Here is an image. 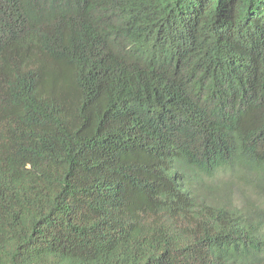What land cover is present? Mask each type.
<instances>
[{
    "label": "trees",
    "instance_id": "1",
    "mask_svg": "<svg viewBox=\"0 0 264 264\" xmlns=\"http://www.w3.org/2000/svg\"><path fill=\"white\" fill-rule=\"evenodd\" d=\"M0 264H264V0H0Z\"/></svg>",
    "mask_w": 264,
    "mask_h": 264
},
{
    "label": "rangeland",
    "instance_id": "2",
    "mask_svg": "<svg viewBox=\"0 0 264 264\" xmlns=\"http://www.w3.org/2000/svg\"><path fill=\"white\" fill-rule=\"evenodd\" d=\"M230 179L232 180V187L235 194L244 195L246 193L254 198L258 197L256 192L251 188L248 175L242 171L232 173Z\"/></svg>",
    "mask_w": 264,
    "mask_h": 264
}]
</instances>
